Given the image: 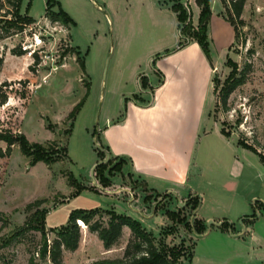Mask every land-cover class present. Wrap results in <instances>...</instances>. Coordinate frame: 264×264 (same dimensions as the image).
Returning a JSON list of instances; mask_svg holds the SVG:
<instances>
[{
	"label": "rangeland",
	"instance_id": "1",
	"mask_svg": "<svg viewBox=\"0 0 264 264\" xmlns=\"http://www.w3.org/2000/svg\"><path fill=\"white\" fill-rule=\"evenodd\" d=\"M55 1L72 21L71 27L64 26L62 19L52 18L51 14L58 13ZM55 1L45 9V0H21L18 12L6 15L11 12L7 4L0 12V89L7 98L0 106V131L24 135L30 143L51 147L53 157L58 158L49 166L38 163L30 167L18 144L6 156V144L0 142V264H51L49 257H41V248L45 243L51 245L69 225L73 211L92 209L97 213L91 223L98 220L106 226L111 210L137 220L174 264H263L261 239L234 241L230 233L225 235L215 224H209L216 218L205 223V234L198 235V223L188 202L176 206L174 199L164 202V197L145 202L147 193L139 181L127 176V163L120 165L119 172H110L115 162L109 158L103 163L104 170L92 174L93 167L105 160L99 157L94 137L97 134L99 146L98 131L106 119L125 114L120 95L138 87L136 70L140 87L143 81L149 87L156 78V62H152L157 52L175 36L180 38L170 9L172 0ZM227 2H221L220 15L225 20L229 17ZM28 3L30 16L37 20L25 25ZM190 13L191 24L198 21L194 2ZM234 24L236 40L227 21H214L207 29L206 60L211 78L205 118L264 161V0H246L240 20ZM17 25L22 31L14 27ZM17 53L21 55H14ZM229 60L232 64L227 63ZM78 62H83V71ZM234 67L236 75L244 71V82L229 95L224 112L220 97ZM83 98L74 121L69 119ZM212 139L209 136L198 142L200 153L204 147L218 146ZM238 158L250 165L244 164L239 193L244 190L256 197L250 202L256 204L252 211L256 219L264 220V204L260 205L264 203V165L251 153L239 151ZM196 172L189 175V188L205 191V180L211 175L205 169L200 177ZM68 174L85 190L77 194V188L67 181ZM247 182L249 186L244 189ZM36 201L41 203L35 205ZM171 209L175 217L169 215ZM39 214H43L41 232L29 230L7 243L20 227L29 221L34 223ZM76 224L81 230L80 242L75 251L63 250V264H97L123 257L131 238L128 228H123L117 244L105 250L86 225ZM233 224L234 229L242 231L240 220Z\"/></svg>",
	"mask_w": 264,
	"mask_h": 264
},
{
	"label": "crops",
	"instance_id": "2",
	"mask_svg": "<svg viewBox=\"0 0 264 264\" xmlns=\"http://www.w3.org/2000/svg\"><path fill=\"white\" fill-rule=\"evenodd\" d=\"M218 1L210 0L209 25L214 21L226 22L220 15L223 7ZM193 2L199 18L200 9L195 0ZM193 2L190 4V0H181L190 11ZM46 3L47 0L45 9ZM218 3L219 6H216ZM30 9L28 16L37 20L30 16ZM197 24L198 21L192 26L195 28ZM176 26L178 30L177 18ZM230 28L235 39L231 25ZM179 42L180 38L175 36L168 46L157 52L152 62H156V78L147 89L140 87L139 72L136 70L138 89L120 95V105L125 114L116 119H106L104 127L98 131L100 144L108 151L109 158L126 161L127 176L139 181L143 192L147 193L149 199H144L145 202L154 197H164V202L174 199L176 206L181 201L188 202L189 206L196 203L192 210L193 218L204 228L199 235L206 233L205 223L216 218L210 221V225L215 224L217 229L225 231V235L230 233L234 241L240 242V238L243 243L259 239L264 241L260 233L264 220L261 217L256 219L252 211V206L256 209L255 201L250 205L256 197L244 193V190L239 193L243 167L250 165L240 162L238 152L255 155L260 165H264V161L239 146L233 137L223 136L217 123L213 121V127L209 124V117L205 118L204 112L210 88L209 63L195 41L172 51ZM209 136H213L212 141L218 146L204 147L200 153L198 142ZM204 169L211 175L205 180V191L190 189L189 175L197 171L200 177ZM245 184L244 189L249 186L248 182ZM263 204L260 202L261 207ZM168 211L174 212V209ZM214 213L216 215H212ZM234 220L242 221V231L234 229Z\"/></svg>",
	"mask_w": 264,
	"mask_h": 264
},
{
	"label": "trees",
	"instance_id": "3",
	"mask_svg": "<svg viewBox=\"0 0 264 264\" xmlns=\"http://www.w3.org/2000/svg\"><path fill=\"white\" fill-rule=\"evenodd\" d=\"M55 0H47L46 5L54 2ZM222 4L225 5V0H220ZM246 0H228L226 6V13L229 16L226 20L234 30L235 40L238 37V32L235 27L234 21H239L240 16L242 14L244 5ZM56 5L58 7V13L51 14L52 18L62 19V24L66 27H71L73 25L70 18L61 10L60 5L57 1ZM21 0H0V12L3 10L5 4H7L11 8V12H5L6 15H11L13 11H17L20 9ZM196 6L200 9L198 24L194 28L191 24V13L189 7L181 4L180 0H172L170 9L176 14V18L178 21V30L180 42L176 50L178 51L185 46H187L191 41H195L197 45L200 47L204 56L209 60V51H208V41H207V29L209 25V21L211 18V6L210 0H195ZM30 7V3L27 4V14ZM4 14V15H5ZM18 14V13H17ZM18 19L19 16H18ZM25 25H29L34 22V20L30 17L25 18ZM241 23V22H239ZM19 31H22V26H14ZM186 34V35H185ZM15 53V52H13ZM14 55H21V53H17ZM36 57V56H35ZM36 63H38V58L36 57ZM228 64H232L229 60ZM80 69L84 70L83 62H78ZM236 68L234 67L231 75L226 80L227 84L222 90V95L220 97V105L224 112L227 111V99L229 95L244 82V71L242 70L239 74L236 75ZM142 89H147L146 82H142ZM86 92L88 93V87L86 88ZM87 94L85 95L86 98ZM85 98H83L70 112L68 115L69 119L74 121L77 113L82 107ZM136 100V98H134ZM6 96L0 89V106L6 103ZM72 126V125H71ZM221 134L225 137H229L223 129L220 130ZM95 135V133H94ZM0 142L6 144L5 154L8 156L11 152V148L13 145L18 144L21 154L29 158V166L33 167L38 163H44L46 166H49L53 163H56L58 158L53 157L55 154L52 151L51 147H43L36 143H30L24 135L15 136L12 132H2L0 131ZM99 142V141H98ZM239 146L246 148L252 152H254L250 147L243 145L239 142ZM99 147L104 150L106 153L108 151L99 143ZM255 153V152H254ZM99 157H104L103 152L99 151ZM110 162L113 159L109 160ZM108 161V162H109ZM114 165L112 166L111 171L119 172L121 170L120 165L126 163V161L120 159L114 161ZM112 163V162H111ZM105 169V165L101 164L96 167V172L102 171ZM67 181L71 187L77 188V194L81 191L85 190V187L79 185L78 182L74 179V177L70 174L67 175ZM102 181L106 183V180L102 178ZM77 185V187H76ZM149 199L148 197L145 198ZM41 202L36 201L35 205L40 204ZM196 203L192 204V209H195ZM32 207L29 205L28 208ZM112 211V210H111ZM97 213V209L92 210H75L71 213L69 217V225L64 227L59 233L56 239L48 245H45L40 250L41 257L47 258L49 257L51 264H63L62 262V252L63 250L67 251H75L78 248L80 238H81V230L76 222L79 221L87 226L88 231L90 233L96 234L98 240L101 242L103 248L105 250H109L119 241L123 228H128L131 233V238L125 248L123 253V257L116 260H107L102 261L97 264H174L173 262L168 260V254L163 247L158 248L155 246L153 242V235L141 227L140 223L131 217L116 214L114 211L111 212V217L106 226L103 225L102 222L96 220L91 223V220ZM175 212L169 213L170 216H174ZM175 217V216H174ZM198 226L195 229L196 234H201L204 231L203 226L199 221H197ZM43 228V214H39V216L33 221H29L24 226L20 227L11 240L23 236L26 231H35L41 232Z\"/></svg>",
	"mask_w": 264,
	"mask_h": 264
},
{
	"label": "water",
	"instance_id": "4",
	"mask_svg": "<svg viewBox=\"0 0 264 264\" xmlns=\"http://www.w3.org/2000/svg\"><path fill=\"white\" fill-rule=\"evenodd\" d=\"M94 145H95V147H96L100 152H103V153H104V155H105V160L100 161L99 163H97V164L93 167V169H92V174H93V171L96 169L97 166H99V165H101V164H103V163H106V162H108V160H109V154L106 153L104 150H102V149L98 146V144H97V134H96L95 137H94ZM240 223H242V221H240ZM209 224H211V222H209Z\"/></svg>",
	"mask_w": 264,
	"mask_h": 264
},
{
	"label": "built area",
	"instance_id": "5",
	"mask_svg": "<svg viewBox=\"0 0 264 264\" xmlns=\"http://www.w3.org/2000/svg\"><path fill=\"white\" fill-rule=\"evenodd\" d=\"M79 222V221H78Z\"/></svg>",
	"mask_w": 264,
	"mask_h": 264
}]
</instances>
